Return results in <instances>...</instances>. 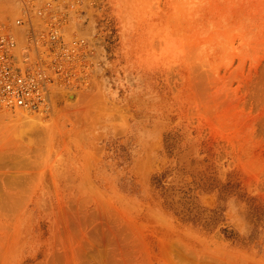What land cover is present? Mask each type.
Segmentation results:
<instances>
[{
    "label": "rangeland",
    "instance_id": "rangeland-1",
    "mask_svg": "<svg viewBox=\"0 0 264 264\" xmlns=\"http://www.w3.org/2000/svg\"><path fill=\"white\" fill-rule=\"evenodd\" d=\"M71 1L70 81L0 106V264H264V0Z\"/></svg>",
    "mask_w": 264,
    "mask_h": 264
},
{
    "label": "built area",
    "instance_id": "built-area-1",
    "mask_svg": "<svg viewBox=\"0 0 264 264\" xmlns=\"http://www.w3.org/2000/svg\"><path fill=\"white\" fill-rule=\"evenodd\" d=\"M94 3V0H91ZM15 19L21 32L0 22V106L37 111L47 107L56 83L70 81L85 39L65 35L68 13L63 0H22ZM77 2L69 5L76 8Z\"/></svg>",
    "mask_w": 264,
    "mask_h": 264
},
{
    "label": "bare ground",
    "instance_id": "bare-ground-1",
    "mask_svg": "<svg viewBox=\"0 0 264 264\" xmlns=\"http://www.w3.org/2000/svg\"><path fill=\"white\" fill-rule=\"evenodd\" d=\"M74 98V97H73ZM45 113V108L37 111H31L26 109H16V113L12 114L13 117L19 121H35Z\"/></svg>",
    "mask_w": 264,
    "mask_h": 264
}]
</instances>
